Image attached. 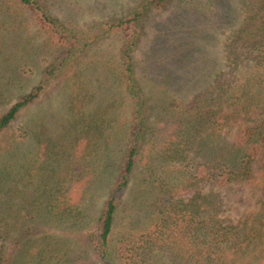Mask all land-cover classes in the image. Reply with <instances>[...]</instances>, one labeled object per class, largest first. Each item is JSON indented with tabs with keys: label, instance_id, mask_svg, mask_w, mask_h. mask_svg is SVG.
<instances>
[{
	"label": "trees",
	"instance_id": "16d2710c",
	"mask_svg": "<svg viewBox=\"0 0 264 264\" xmlns=\"http://www.w3.org/2000/svg\"><path fill=\"white\" fill-rule=\"evenodd\" d=\"M168 2L143 0L105 29L131 31L122 54L133 105L132 121L118 171L78 255L63 258L55 245L47 247L46 239L53 235L45 233L36 218L28 225V238L23 236L24 229L15 235L14 222L8 216L10 189L5 186L10 180L9 169L1 152L7 147L0 148V264H264V118L252 121L251 117L256 109L264 110V94L258 92L264 79V0H245L240 21L221 40L222 68L214 78V87L220 90L216 103H210L206 90L195 93L187 102L180 101L187 125L183 127L177 116L160 120L155 141L148 149V135L152 134L142 114L132 55L144 16ZM12 7L29 12L36 25L66 47L44 69L43 78L0 114V135L21 110L39 98L54 71L89 45L83 41V33L49 14L43 0H0V16ZM222 8L216 19L231 22L228 6L222 3ZM176 14L172 27L161 32L159 39L160 48L170 49L172 57L173 67L162 73L165 84L192 82L186 71L192 64H186L185 58L198 49L193 42L169 40V34L181 31L189 35L198 28L191 22L193 13ZM202 36L200 33L199 38ZM178 127L185 134L175 136L172 130ZM205 130L217 133L196 143L191 132ZM161 134H167V138H158ZM225 185L252 189L260 205L233 217L235 207L222 190ZM131 187L135 195L129 203L128 228H122L123 233L113 239ZM39 239H44L42 245Z\"/></svg>",
	"mask_w": 264,
	"mask_h": 264
},
{
	"label": "rangeland",
	"instance_id": "374dc122",
	"mask_svg": "<svg viewBox=\"0 0 264 264\" xmlns=\"http://www.w3.org/2000/svg\"><path fill=\"white\" fill-rule=\"evenodd\" d=\"M43 1L49 14L83 33V41L89 45L54 71L39 98L21 110L0 135V148L7 147L1 152L9 169L10 180L5 186L10 189L8 216L14 222L15 235L24 229L23 236L28 238V225L36 218L45 233L54 236L44 238L50 245L47 247L55 245L58 254L66 258L79 254L95 226V217L118 171L132 121L133 105L126 87L122 54L131 31L105 29L143 0ZM219 1L221 4L216 0H169L162 8H152L142 20L132 56L142 114L152 134L148 135V149L155 141L160 120L177 116L183 127L187 125L180 101L187 102L195 93L205 90L210 103L215 104L218 99L220 90L214 87V78L222 68L221 40L240 21L245 0ZM222 3L233 15L231 22L216 19L223 13ZM182 11L193 13L191 22L198 28L194 27L189 35L181 31L168 34L169 40L197 45L198 49L185 58L186 64H192L186 70L192 82L165 84L162 73L173 67L172 57L170 49L160 48L159 39L161 32L172 27L176 13ZM0 19L1 114L43 78L44 69L66 44L36 25L30 13L21 7H12ZM245 77L243 74V81ZM258 89L264 94V79ZM251 117L252 121H261L264 110L256 109ZM179 127L172 130L175 136L185 134L180 133ZM215 133L192 131L191 135L199 143ZM166 135L158 138H167ZM222 190L235 207L233 217L243 216L260 205L257 194L248 187L225 185ZM134 195L135 189L131 187L117 218L113 239L128 228L129 203ZM44 239H39L41 245Z\"/></svg>",
	"mask_w": 264,
	"mask_h": 264
}]
</instances>
